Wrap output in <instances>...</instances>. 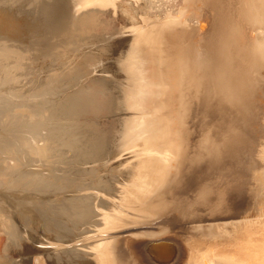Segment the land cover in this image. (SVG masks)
<instances>
[{"label": "bare ground", "instance_id": "6f19581e", "mask_svg": "<svg viewBox=\"0 0 264 264\" xmlns=\"http://www.w3.org/2000/svg\"><path fill=\"white\" fill-rule=\"evenodd\" d=\"M52 1L44 0L43 4L49 2L52 4ZM77 2L80 3L78 0ZM70 7L72 9V5ZM80 7L78 5V12H73L71 16L63 10L64 14H61L60 10H54L57 7L50 10L47 21L50 34L46 35L49 38L44 45L47 52L57 53V50L62 49L66 43L81 42V38H84L78 27V24L83 25V21L75 22L74 18L76 16L85 20L84 16L86 18L91 13L88 11L84 13ZM176 11L173 29L168 37L166 60L158 62L153 60V56L150 57L148 67L145 63V69L148 72L145 71L147 76L145 75L143 79L146 82L144 84L146 88L144 86L142 100H146L147 111L153 113L156 110L154 108H157L160 112L161 124L170 133L171 140L169 148H165V155H168L169 161L164 170L169 171L170 162L172 166L169 176L172 180L168 182L166 190L157 191L154 198L159 199L156 207L163 211L176 216H189L193 222L199 220L200 224L197 226H201L202 221L207 223L203 225L205 228L198 236L199 239L193 237L190 241L192 243H188L189 239L181 231L172 230L173 237L168 239L167 244L171 253L166 252L167 247L163 248L162 243L155 244L159 247L155 249L159 252L156 255L152 252L154 250L135 246L126 239L123 254L125 258H128V264H264V225L251 227L245 224L248 220H240V224L233 220L219 222V220L224 221L242 212V215H245L251 209L259 216L264 210V196H253L254 194L250 192L254 185V180L251 182L252 177L256 175L253 174L254 165L250 163L252 166L247 165L245 168L243 163L245 158L242 155L246 153L245 150H249V155L255 153V161H253L256 165L255 172L258 171V176L264 180V0H179ZM94 19L95 17L92 20ZM97 24L100 26L99 23ZM86 27L87 30L88 27L95 29L89 25ZM91 31L90 29L89 34L94 32ZM84 41L85 38L82 42ZM3 45L5 44L1 45V52L3 49L10 48V45L2 48ZM70 45L64 48L71 50L77 46L71 48ZM76 48L74 49L78 52ZM10 49L12 54L9 56L13 60L22 61V58H26L25 54H19L20 50L16 52L15 48ZM67 49L65 50L68 51ZM59 52L56 55L62 54ZM54 54L52 57H48L47 54L48 60L66 59L61 56L56 57V55L53 57ZM64 54L65 52L62 55ZM34 56H39L37 51ZM69 60L71 59H68V62ZM64 61L66 63V60ZM26 65L14 66L15 68L12 66L14 69L11 68L10 74L0 76L2 79L0 83L5 84L9 80L12 81L13 77L17 80L24 72ZM54 73L53 79L50 78L53 81L49 80L50 84L58 78ZM33 81L36 82L35 79ZM49 83H44L47 86L42 85L43 88L38 89L39 92L53 93L51 91L53 88L50 89L48 86ZM96 88L98 90V87ZM36 94L33 95L32 92V98ZM4 95L0 93V264H68L54 253V249L43 251L33 245L54 247L55 239L65 235L63 231L68 230L74 223H77L80 228L85 221L87 225H90L89 221H91L94 227L101 226L96 206V201L99 199L98 194L97 196L91 192H88L92 194L90 196L84 194L85 188L95 187L86 185L85 181L91 175L84 171L89 166H97L98 157L95 158L97 163L92 162L91 159L94 160L93 157L101 148L102 142L100 143L101 138L99 137L102 134L98 138L95 137L97 136L96 128L95 136L89 135L91 132L82 136L70 130V127L80 122H77L76 110L78 111V108H75L76 105L73 106L74 100L78 98H65L61 105L54 100L44 102L45 99L42 103L34 100L36 103L18 104L17 100L16 103L6 104ZM62 106L68 108L66 110L69 116H76L77 119V121H74L76 119L70 120L69 129L64 128V123H60L64 109L59 108ZM80 111L79 114L82 113ZM44 112L48 113L47 121L43 120L45 119L42 115ZM213 114L217 117L216 119L212 117ZM207 117L211 119V122L207 121ZM54 118L57 120L60 118V122H56L57 127L55 126L49 132L48 128L44 130L47 122ZM191 120L195 121L196 126L193 138L191 134L188 136V125ZM60 135L63 138H60ZM214 135L215 138H213ZM204 160L208 164L201 173L200 171L197 173L192 188L200 180H197V177L206 170L209 171L211 165L213 169L218 170L206 173V176L204 175L206 179L201 180L194 192L190 194L189 191V194H186L190 195L186 205L187 197L185 196L186 199L183 202L184 196L180 189L186 186H184L186 178H192L193 172L191 171L196 170L199 161ZM209 161L216 162L211 164ZM102 165H99V168ZM93 181L96 182V178ZM104 184L101 179L95 185L97 188H102ZM186 184L190 185V183ZM104 188L106 186L102 189ZM95 190L92 191L95 192ZM182 202L190 208L186 210ZM196 215L202 217L198 218ZM255 218H257L256 221H261L260 217ZM156 224H148V229L145 226L147 230L141 234L136 232H132L133 235L126 232L119 234L115 232L108 235L102 232V234L106 240L125 239V235L135 240L137 238L158 239L161 237V231L158 229L167 225ZM25 257L28 261L24 260ZM122 260L124 261V257ZM95 264H105V260L99 257Z\"/></svg>", "mask_w": 264, "mask_h": 264}, {"label": "rangeland", "instance_id": "374dc122", "mask_svg": "<svg viewBox=\"0 0 264 264\" xmlns=\"http://www.w3.org/2000/svg\"><path fill=\"white\" fill-rule=\"evenodd\" d=\"M78 1H80V3L77 2V0L76 2H74V0H54L52 1V4L50 2L48 4H43L44 0H0V49L2 44H5L6 46L10 45V48H15L16 52H19L20 50L19 54L22 53L23 55L25 54L26 58L28 57L27 59L22 58V61H17L18 59L13 60L12 57L9 56L12 54L10 48L3 49L4 51L2 50V52L4 53H2L0 50V58L5 55L4 60V57L2 60L0 59V72H2L0 73V76L3 77L4 74H10L11 68L14 69L16 66L20 67V65L23 67L27 64L26 67H24V72H22L20 77L17 79L18 81L13 77L12 81L9 80L5 84L0 83V93L5 94L4 103L6 104L16 103L17 100L18 104L24 102L36 103L37 101V103H42V101L45 99L44 102L46 100H54L59 102L61 105L65 101V98H78L74 100L75 103H73V106L75 107L76 105L75 108H78V111L76 110V114H78V121L76 116H69V112L66 110L68 108L62 106L59 108L64 109L62 111L63 116L61 117V122L60 118H58L59 120L55 118L51 119L44 126V130H47L48 128L49 132L51 129H54L55 126L57 127V121L64 123L66 126H64V128L69 129L68 125L71 122L70 120L76 119L74 121L80 122L75 126L70 127V130H74L82 136H85L90 132L91 133L89 135L95 136L97 133V136H95L97 138L102 134L99 137L101 138L100 143L102 142L100 144L101 148H99L101 150L99 151L98 149L95 157H93L94 160L91 159L92 162L97 163L98 161V167L96 165L93 166H96L97 168L89 166L87 167V170L85 169L84 171L86 174L90 173L91 175V179L88 178L87 181H89H85L87 184L85 182L84 183L87 186L88 184L95 186L91 187V190L85 188L86 190H84V194L90 196L94 193L95 196H97V194L99 196H97L99 199L96 201V206L98 210V217L102 223L101 226L94 227L89 220L88 221L92 226L89 224L88 226L86 224L87 221L84 222L85 225L83 224L81 228L80 226H77V223H74L73 226L71 225L72 227L70 226L71 228L69 227L70 231L69 229H66L67 231L65 229V231L62 230L65 235L55 239L54 247L51 246L48 248L37 245H33V247H37V249L43 251L54 249V253L58 257H62L61 259L63 261H67L68 264H95L99 257L100 259L105 260V264H128V258H125V254H123L125 252L124 242L126 239L116 238L106 240L102 232L107 235L115 232L116 234L123 232L128 234L131 233L132 235V232L141 234L144 230L148 229V224L159 223L162 225H168L171 223L169 222V218L173 215L168 211H163V209L157 208L156 202L159 199L156 200L154 198L156 192L166 190L169 184L168 182L172 180L171 176H169L172 166L170 162L169 171L167 172L166 169L164 170L165 166L167 165L166 163L169 161L168 155H165V148H169L170 146V133L162 126L159 119L160 112L157 110V108H154L156 109L155 112L149 113L147 111L148 105L145 104L146 100L142 99L144 90L146 88V85H144L146 82L143 80L145 79V75L147 76V73H145L147 70L145 69V63L148 67L150 57L152 58V56L153 60L158 62H163L166 60L168 37L169 33L173 29V19L176 16V8L179 0ZM71 5L72 9L70 7ZM78 5L79 7L83 5L82 8L80 7L83 12L88 11V13H91L87 15L90 18H85L83 14L81 15L82 17L84 16L83 19L85 20H82L81 17L80 19L76 16L74 18L76 20H74L75 22L79 21L80 23L83 21V25L78 24V27L84 36L85 41L82 42L84 38H81V42L77 41L73 43H66L64 46L62 45V49H64L63 53L65 52L64 55H70L68 56L70 58L62 55V49L57 50V53L59 51L60 54L62 53L61 55H56L57 53L52 51L47 52V50L44 49V45L46 44V41H48V36L50 34L49 22L47 23L49 20L48 13L50 10L54 9L53 7H57L54 10H60L61 14H64L62 13L63 10V12H66L68 16H71L75 13V11L78 12ZM67 6L70 8H66ZM80 9L79 11L81 12ZM93 17H95L94 20H92ZM84 22L87 23L85 24ZM97 23H99L100 26ZM86 25L91 27L93 26L95 29L88 27L87 30ZM90 29L94 32L89 34ZM86 35L87 37H85ZM78 43L79 45L81 43L82 44L79 46ZM69 44H71V48L77 45L78 48H76L77 46L74 48L78 49L77 51L79 53L76 52L74 48L71 50L67 49ZM5 45H3L2 48H4ZM66 45L67 48H64ZM33 49L38 52L39 56H34L36 51ZM69 51H71V53ZM68 52L69 54H67ZM74 52L78 54H73ZM47 54L48 57H52V54H54L53 57L56 55V57L61 56L66 59L62 58L60 61L58 58H54L55 60L52 58V60H48L49 58L47 57ZM68 59L73 61L69 60L68 62ZM145 59L149 60L145 61ZM64 60H66V63ZM12 66L15 67L13 68ZM28 68L30 70H26ZM27 72L30 73L28 74ZM51 72L52 74H50ZM146 72H148V70ZM53 73L55 76H58L56 80L57 82L54 81L50 84L49 82L53 81ZM142 73L143 75H141ZM24 74L26 75L24 76ZM48 74L51 77H49ZM60 75H62L64 78H62ZM34 79L36 80L35 83L33 81ZM31 81H33L32 85ZM43 82L45 84L49 83L48 86H50V89L53 88L51 90L53 93L46 94L45 92V95L43 92H39L38 89L41 90V88H43L41 87L42 85L47 86ZM96 87H98V90ZM28 88L31 89L28 91L26 90ZM98 91L100 92V95ZM18 92H21V94ZM32 92L33 95L38 93L41 98H39L37 94L34 96L35 98H32ZM23 93L25 94L23 95ZM106 93L108 95H106ZM15 94H17L19 97ZM42 96H44V98ZM28 99H30V101ZM82 109L85 110V112ZM79 111L82 113L79 114ZM212 113L213 112H211V114ZM42 115L45 116V119L43 120L47 121L48 113L46 112L45 114L44 112ZM212 117H214V114ZM214 118L216 119L217 117ZM207 119V121L211 120L209 117H207ZM59 122L58 124H60ZM64 128L63 130H65ZM86 128L88 130H86ZM95 128L97 129V132ZM188 128V136L191 134V138H193V134L196 131L194 120L189 122ZM61 137L63 138L62 135H60V138ZM213 138H215V135ZM95 158H97V161H95ZM206 162L207 161L205 160L202 162L199 161V163L197 162L198 165L196 170L191 171L193 172L192 178H186V182L184 184V186H186L183 189L180 187L181 193L183 194L182 196H184L182 201L187 197V200H184L186 205L190 199V195L188 196L186 194H189V191L190 194L194 192L196 186L201 182L202 179L204 180L206 173L210 171L213 173L214 171L218 170L213 169V166L211 165L215 164L216 161H213V163H211L212 161H209L211 163L209 165L212 167H209V171L206 170L203 172V174H198L199 177H197V180H200H198V183H196L192 188V184L195 181L194 178L199 171V173H201L205 169L207 166L206 164H208ZM99 165L102 166L99 168ZM90 167H93L94 170L93 168L89 169ZM211 168L213 170H211ZM184 169L186 168L184 167ZM93 171L94 173L99 171L96 173L97 176L93 173ZM92 173L94 177L92 176ZM186 176L188 177L187 174ZM99 177L102 179V182L105 183L104 186H106V188L102 189L104 186L102 188L96 187V182L101 180ZM95 178L96 182L93 181ZM186 183H190V185L188 186ZM92 190H95L97 193L93 192ZM88 192H91L92 194H88ZM183 202L182 205H185ZM91 205L93 206V204ZM186 205L185 207L187 210V208L190 207ZM197 215L199 214L197 213ZM199 217L201 218L202 216ZM82 220L83 219H81V221ZM145 226L147 229L144 228ZM174 230L179 231L178 229ZM102 256L105 259L102 258ZM122 257H124V261L122 260ZM24 260L28 261V258L25 257Z\"/></svg>", "mask_w": 264, "mask_h": 264}, {"label": "water", "instance_id": "95a60500", "mask_svg": "<svg viewBox=\"0 0 264 264\" xmlns=\"http://www.w3.org/2000/svg\"><path fill=\"white\" fill-rule=\"evenodd\" d=\"M245 151H246L245 154L242 153L243 157L245 158V160L243 161V163L245 165V168H246L247 165L250 166V163H252L254 165V168H255L253 174H256V175H254L252 177L251 182L254 180L253 181L254 185L252 186V189L253 190H251L250 192L254 194L253 196L257 195V197L258 196L263 197L264 196V186L262 184H264L263 183L264 180H262L258 176L259 175V172L258 171L255 172L256 171V165L253 162V161H255V153L253 152L254 154H250L249 155V150H245ZM242 214H243V212H242ZM242 214H235L234 216L228 217L227 218L228 220L227 219H225L224 221L223 220H219V222H227V221H232L233 220V221H236V222L239 223L240 220H248V221H245L246 222L245 224L246 225H251V227H253V226L258 227V226L264 225V210L260 213L259 216L256 215L255 212L252 211V209L249 210L248 213H245V215H242ZM186 217L187 216H178V215L176 216V215H172L169 218L170 221L168 220L171 223H169L165 227H162V229H158V231H161L160 232L161 233V237H159L158 239L157 238H152V239H141V238H137L135 240L134 238H131V237L127 236V235H125L124 237H125V239H127V241H131V243H133V245H135V246H142V247L148 248L149 250H154L152 252H153V254H156V255L159 254L158 251H155V249H158L159 248V247H156L155 246V244H158V243H162L163 244L162 245L163 248H166L167 247L166 250H168V251H166V252H170V248H168L167 244L169 242L168 239H171V237H173L172 233L174 234V232H173L174 229H178L179 231H181L189 239V242L188 243H192V242H190V241H192V238L193 237H197L198 238V236H200L202 234V232H203L202 229L205 228V226H203V225H206V223H207L206 221H202L201 222V226H197L198 224H200V221L199 220H195L193 222V219H189V217L188 218H186ZM255 217H260V220L261 221H256L255 219H257V218H255ZM245 224H242L241 223V225H245ZM203 234H205V233H203ZM122 235H124V234H122ZM157 240L159 242H156ZM167 264H169V263H167Z\"/></svg>", "mask_w": 264, "mask_h": 264}]
</instances>
